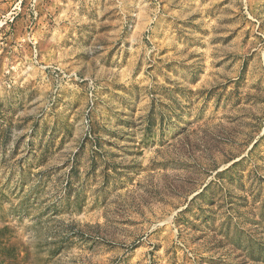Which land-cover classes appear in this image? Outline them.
<instances>
[{"label": "rangeland", "instance_id": "rangeland-1", "mask_svg": "<svg viewBox=\"0 0 264 264\" xmlns=\"http://www.w3.org/2000/svg\"><path fill=\"white\" fill-rule=\"evenodd\" d=\"M0 264H264V0H0Z\"/></svg>", "mask_w": 264, "mask_h": 264}]
</instances>
